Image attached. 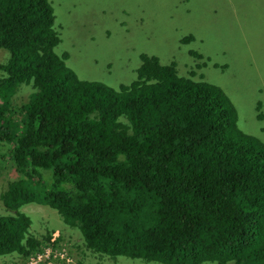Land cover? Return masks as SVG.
Wrapping results in <instances>:
<instances>
[{
	"label": "trees",
	"instance_id": "1",
	"mask_svg": "<svg viewBox=\"0 0 264 264\" xmlns=\"http://www.w3.org/2000/svg\"><path fill=\"white\" fill-rule=\"evenodd\" d=\"M61 41L50 0H0V170L19 172L0 194V256L56 244L31 233L21 206L35 202L99 256L264 264V141L221 86L196 77L205 55L190 49L203 61L184 76L142 53L136 79L116 88L81 78Z\"/></svg>",
	"mask_w": 264,
	"mask_h": 264
},
{
	"label": "rangeland",
	"instance_id": "2",
	"mask_svg": "<svg viewBox=\"0 0 264 264\" xmlns=\"http://www.w3.org/2000/svg\"><path fill=\"white\" fill-rule=\"evenodd\" d=\"M50 1L62 38L59 49L70 52L68 62L81 78L116 88L130 84L142 53L158 55L162 63L176 60L179 73L188 76L203 61L189 53L196 49L207 60L196 77L203 74L204 80L221 86L239 112V126L264 141V118L257 116L259 102L264 111V0ZM191 34L195 38L184 41ZM7 55L9 51L0 48V59ZM31 89L24 84L14 96L15 104L27 100ZM3 164L0 194L19 176L10 162ZM21 210L33 220V235L41 238L51 231L56 244L43 245L28 258L17 253L0 256V264H163L99 256L86 247L80 229L66 224L56 209L34 202ZM7 213L0 197V215Z\"/></svg>",
	"mask_w": 264,
	"mask_h": 264
},
{
	"label": "built area",
	"instance_id": "3",
	"mask_svg": "<svg viewBox=\"0 0 264 264\" xmlns=\"http://www.w3.org/2000/svg\"><path fill=\"white\" fill-rule=\"evenodd\" d=\"M33 259V258H32ZM30 263V262H29ZM32 263L33 264H36L37 263V261L36 260H32Z\"/></svg>",
	"mask_w": 264,
	"mask_h": 264
},
{
	"label": "bare ground",
	"instance_id": "4",
	"mask_svg": "<svg viewBox=\"0 0 264 264\" xmlns=\"http://www.w3.org/2000/svg\"><path fill=\"white\" fill-rule=\"evenodd\" d=\"M32 203H34V202H32ZM29 204V203H28Z\"/></svg>",
	"mask_w": 264,
	"mask_h": 264
}]
</instances>
